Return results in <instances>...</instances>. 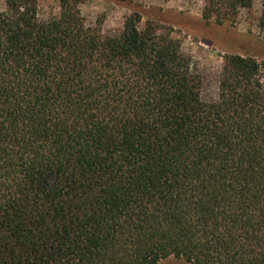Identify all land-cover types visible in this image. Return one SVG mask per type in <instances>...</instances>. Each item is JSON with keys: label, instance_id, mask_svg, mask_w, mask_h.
<instances>
[{"label": "trees", "instance_id": "1", "mask_svg": "<svg viewBox=\"0 0 264 264\" xmlns=\"http://www.w3.org/2000/svg\"><path fill=\"white\" fill-rule=\"evenodd\" d=\"M204 1L220 25L253 4ZM79 3L0 11V264H264V65L225 55L203 101L178 40Z\"/></svg>", "mask_w": 264, "mask_h": 264}, {"label": "rangeland", "instance_id": "2", "mask_svg": "<svg viewBox=\"0 0 264 264\" xmlns=\"http://www.w3.org/2000/svg\"><path fill=\"white\" fill-rule=\"evenodd\" d=\"M78 8L84 23H101L102 32L113 34L123 29L125 18L140 15L138 28L147 23L157 33L178 40L181 50L192 58L202 80L200 98L214 100L223 57L229 54L249 56L264 65V0H253L249 10L240 9L233 23L217 24L205 19L204 0H79ZM38 18L48 20L59 13V0H37ZM6 10L0 0V11ZM159 264H185L181 258L168 257Z\"/></svg>", "mask_w": 264, "mask_h": 264}]
</instances>
